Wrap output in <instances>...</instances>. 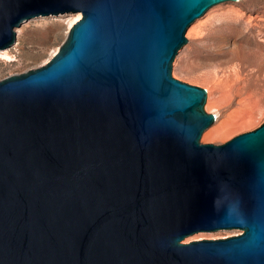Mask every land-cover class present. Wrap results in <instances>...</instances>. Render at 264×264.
<instances>
[{
  "label": "water",
  "instance_id": "water-1",
  "mask_svg": "<svg viewBox=\"0 0 264 264\" xmlns=\"http://www.w3.org/2000/svg\"><path fill=\"white\" fill-rule=\"evenodd\" d=\"M238 0H0V50L81 13L44 65L0 80V264H264V122L222 144L186 33ZM223 238L183 240L200 231Z\"/></svg>",
  "mask_w": 264,
  "mask_h": 264
},
{
  "label": "rangeland",
  "instance_id": "rangeland-1",
  "mask_svg": "<svg viewBox=\"0 0 264 264\" xmlns=\"http://www.w3.org/2000/svg\"><path fill=\"white\" fill-rule=\"evenodd\" d=\"M74 14L24 22L16 43L0 50V80L46 64L65 42ZM186 37L173 61V77L206 89L204 109L218 114L201 142L222 144L264 122V0L214 5L192 23ZM241 232L200 231L183 242Z\"/></svg>",
  "mask_w": 264,
  "mask_h": 264
},
{
  "label": "bare ground",
  "instance_id": "bare-ground-1",
  "mask_svg": "<svg viewBox=\"0 0 264 264\" xmlns=\"http://www.w3.org/2000/svg\"><path fill=\"white\" fill-rule=\"evenodd\" d=\"M81 16H82V14H81L80 12H79V13H75V14H74V17L71 18V24H70V27H72V25H73L74 23H76V22L81 18ZM18 33H20V31H19ZM208 90H209V89H208ZM215 115H216V117L218 118V114L216 113Z\"/></svg>",
  "mask_w": 264,
  "mask_h": 264
}]
</instances>
